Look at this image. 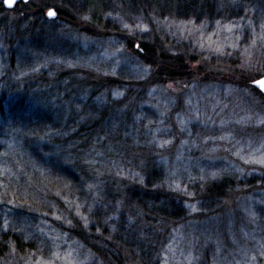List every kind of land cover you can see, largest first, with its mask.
Here are the masks:
<instances>
[{"label": "rangeland", "instance_id": "1", "mask_svg": "<svg viewBox=\"0 0 264 264\" xmlns=\"http://www.w3.org/2000/svg\"><path fill=\"white\" fill-rule=\"evenodd\" d=\"M228 3L229 11L186 19L132 12L117 0H79L74 10L31 0L0 12V225L7 228L13 217L9 190L50 209L25 206L32 215L17 224L41 237L44 248L12 252L0 264H113L67 233L73 221L65 213L90 226L87 216L110 205L118 212L114 229L148 239L158 264H264V95L253 86L264 77V0ZM42 73L50 77L44 86ZM117 77L129 84L112 88L107 82ZM95 81L101 90L91 97ZM18 100L51 110L63 130L89 122L90 140L78 155L68 144L83 137L67 141V130L66 141L47 154L56 148L74 158L69 165L87 166L88 203L59 193L54 206L40 195V165L25 142L49 139L7 117ZM148 178L182 206L177 221L154 225L145 217L136 200L150 188ZM208 182L220 190L204 211ZM121 255L141 264L127 247Z\"/></svg>", "mask_w": 264, "mask_h": 264}, {"label": "trees", "instance_id": "2", "mask_svg": "<svg viewBox=\"0 0 264 264\" xmlns=\"http://www.w3.org/2000/svg\"><path fill=\"white\" fill-rule=\"evenodd\" d=\"M53 4L58 6H65L68 10L76 9L75 4L78 5L79 0H49ZM118 3L128 10L134 11H144V12H153L155 13H169L170 16L175 17H184L189 18L193 17L196 14H202L201 12H206L208 14L214 13V10L217 8L219 10L222 7L225 8V11H229L230 4L228 0H117ZM224 1V3L222 2ZM224 4V5H223ZM31 5V0L27 3H19L11 11L7 10L0 3V12L9 13L15 12L18 8ZM60 11H57V14L60 15ZM63 17H69V15L61 13ZM148 15V14H145ZM54 19V18H53ZM50 19V20H53ZM49 20V18H48ZM37 39L39 37H36ZM131 43V42H129ZM127 43V45L129 44ZM49 44V43H48ZM142 53H140L141 55ZM146 55V52H145ZM40 78H43L44 83L42 86L47 85L46 80H50V77H45V74L42 73ZM92 78H85L84 82L90 85ZM100 84L104 83V79L100 77L98 79ZM110 80V82H109ZM108 84L113 87L124 84L128 85L129 81L123 79L122 77H117L116 79H109ZM132 78L131 81L132 82ZM97 89L91 94V97L101 90L99 84L95 83ZM59 87V86H58ZM55 91V88L52 89ZM260 92V91H259ZM261 93V92H260ZM46 94V93H44ZM263 94V93H261ZM264 95V94H263ZM3 105L0 102V114H4ZM51 106H49V109ZM56 110V113L61 112ZM54 112L51 110L43 111L41 107H35L34 104H29L24 100H18L16 102L10 103L9 115L7 116L15 124L27 127L30 131H35L37 136L47 137L49 140L45 143H39V138L37 137L36 141L33 142L31 137H27L25 142L26 147L30 151L32 157H36V160L39 162V168L35 173V182L39 184L41 189L40 195H44L46 198V203L52 202L54 206L58 205V202L61 203L59 199V193L61 195H67L70 197V201L73 202L76 198L79 199V202L88 203L86 198H90V192L86 189L87 180L90 179L89 173L87 172V166H83V163L76 161L72 162L74 158H64L56 153V148L53 149V153L50 156L47 154L51 153V146L55 145V142L60 143L61 140L70 141V138L79 139L78 143L68 144V147H71V153L78 155V152L83 151L86 148L85 142L90 140V137L86 136V125L84 123L82 127H74L75 129L71 132L70 127H66L65 130L62 129L61 121L55 117ZM62 116V115H60ZM69 132L67 138L64 137V133ZM90 133L94 135L96 131L93 129ZM34 138V137H32ZM86 139V140H84ZM65 140V141H66ZM84 140V141H82ZM51 141V142H49ZM45 144V145H44ZM65 148V146H63ZM62 148V149H63ZM60 149V150H62ZM78 153V154H77ZM73 155V156H74ZM84 159V158H83ZM63 161V162H62ZM154 175H158L159 172L157 169L153 170ZM40 175H42L40 178ZM148 188L147 190L155 189L157 186L150 183L148 178L147 180ZM204 188V197L207 201L202 202V209L205 211L207 209L208 201L210 197L213 198L214 194L220 190L219 186L214 182H208L202 186ZM109 189V188H108ZM144 191L142 195L137 198V203L145 217L150 218L151 221L155 222L154 225L167 224L169 222H174L178 220L177 214H179L182 209V206L177 207V202L174 201L170 194L159 193L158 191L147 192ZM33 192H35L33 190ZM93 195V192H91ZM218 193V192H217ZM9 195L14 196L15 200L13 205L10 207V212H12V220L9 223L7 228H3L0 225V260H3L12 252H15L19 255L33 254L35 252H40L44 247L41 244L42 238L38 235L34 237L29 236V230L27 225L24 224L17 227L19 217L23 215H32L30 210H25V206H32L41 209H48L47 204H38L39 202L34 201L33 197L30 195L26 196L16 191H10ZM87 196V197H86ZM86 197V198H85ZM93 197V196H92ZM86 200V201H85ZM78 202V203H79ZM98 202V200H96ZM85 205V204H83ZM99 207V208H98ZM89 218L91 225H87L83 218L77 217L75 214L67 213V216L73 221L70 228L67 229V233L77 240L79 243L87 247L96 257L101 260H104L108 263L113 264H127V259L121 255V248H129L130 251H135L136 258L141 262V264H158V251L156 252L153 244L148 242V239H141L140 236H137L136 231L132 234L123 233V231L116 225V217L118 212L115 211L114 206H109L108 208H100L103 206H98ZM84 208V215L88 207ZM180 211V212H179ZM48 212V211H47ZM65 216V215H64ZM15 217V218H14ZM178 217V218H177ZM157 220V222H156ZM12 221H15L12 223ZM1 224V223H0ZM119 229V230H118ZM126 236V237H125ZM123 246V247H122ZM120 253V254H119ZM126 260V262H125Z\"/></svg>", "mask_w": 264, "mask_h": 264}, {"label": "water", "instance_id": "3", "mask_svg": "<svg viewBox=\"0 0 264 264\" xmlns=\"http://www.w3.org/2000/svg\"><path fill=\"white\" fill-rule=\"evenodd\" d=\"M29 1H30V0H13V6L9 7V6L7 5V3H6V0H4V1H3V5H4V7H5L7 10H13V9L15 8V6H16L18 3H21V2H22V3H24V4H27ZM50 11L55 12L54 10H50ZM47 17H48L49 19H53V18L56 17V15H55L54 17H49V16H48V13H47ZM261 81H264V77H262V78L258 79L257 81H255V82L253 83V86H254L258 91H260L261 93L264 94V90H262L261 87H260V82H261Z\"/></svg>", "mask_w": 264, "mask_h": 264}, {"label": "snow or ice", "instance_id": "4", "mask_svg": "<svg viewBox=\"0 0 264 264\" xmlns=\"http://www.w3.org/2000/svg\"><path fill=\"white\" fill-rule=\"evenodd\" d=\"M6 3H7V5H8L9 7L13 6V0H6ZM55 15H56V13L53 12V11H49V12H48V16H49V17H54ZM137 47H139V46H137ZM260 87H261L262 90H264V81H261V82H260Z\"/></svg>", "mask_w": 264, "mask_h": 264}]
</instances>
